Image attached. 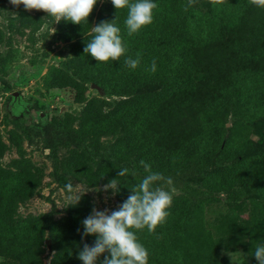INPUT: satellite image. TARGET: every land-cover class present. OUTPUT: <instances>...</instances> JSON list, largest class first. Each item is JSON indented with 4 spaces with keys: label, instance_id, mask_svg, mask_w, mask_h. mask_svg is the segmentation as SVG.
I'll use <instances>...</instances> for the list:
<instances>
[{
    "label": "trees",
    "instance_id": "16d2710c",
    "mask_svg": "<svg viewBox=\"0 0 264 264\" xmlns=\"http://www.w3.org/2000/svg\"><path fill=\"white\" fill-rule=\"evenodd\" d=\"M154 2L153 22L132 36L124 25L127 9L117 13L110 0L102 16L104 21L117 16L126 56L141 54L135 70L124 65L126 56L99 63L84 53L94 36L87 29L95 9L82 25L57 23L71 42L77 79L118 97L107 110L100 99L83 97L77 132L94 144L113 141L101 150L85 141L89 158L75 169L92 186L117 178L120 203L146 175L142 160L153 172L173 178L180 194L170 215L155 232H137L149 264H222L216 252L220 244L244 247L249 264H258L252 253L264 244V152L253 149L250 133L257 132L256 143H264V8L250 0H194L190 6L189 0ZM0 10L13 13L30 31L47 18L44 11H27L10 0H0ZM6 147L0 136V158ZM222 165L231 179L219 170ZM121 168L129 173L118 177ZM56 178L65 188V179ZM39 182L29 166L10 169L0 163V264H44L46 240L53 246L47 264H83L79 252L96 239L81 235L82 220L95 206L92 197L84 193L56 219L46 214L18 220V207ZM233 183L254 187L257 197L248 218L215 211L218 195L232 197Z\"/></svg>",
    "mask_w": 264,
    "mask_h": 264
},
{
    "label": "rangeland",
    "instance_id": "374dc122",
    "mask_svg": "<svg viewBox=\"0 0 264 264\" xmlns=\"http://www.w3.org/2000/svg\"><path fill=\"white\" fill-rule=\"evenodd\" d=\"M110 0H99L88 27L104 21ZM9 11L0 10V136L6 143V150L0 163L10 169L29 166L40 177L33 196L20 204L16 218L21 220L28 215H50L56 219L66 214L70 195L88 193L98 210H116L121 204L111 190L102 191L104 185L92 186L75 164L86 161L89 154L84 142L96 149H102L112 138L92 143L88 137L77 132L78 117L85 101L83 97H95L102 101L104 109H110L116 96H107L91 85L83 84L73 72L71 42L60 34L55 24L43 18L35 31L21 27L17 18ZM10 19H12L10 21ZM66 79V80H65ZM65 80V81H64ZM56 83V85L54 84ZM230 126V120L226 127ZM253 149L264 152V143L258 144L257 132L250 133ZM222 165L224 174H227ZM57 175L72 182L76 188L68 193L60 187ZM225 195L217 196L215 211L236 213L248 218L252 211L250 202L257 195L251 185L233 183ZM180 192L176 190V195ZM217 259L223 264H249L244 247H224L216 245ZM53 246L45 243L44 264H47ZM233 254V255H231Z\"/></svg>",
    "mask_w": 264,
    "mask_h": 264
},
{
    "label": "clouds",
    "instance_id": "9594fccd",
    "mask_svg": "<svg viewBox=\"0 0 264 264\" xmlns=\"http://www.w3.org/2000/svg\"><path fill=\"white\" fill-rule=\"evenodd\" d=\"M99 0H10V3L25 10H37L47 13L55 21H69L82 25L88 22ZM194 0H189V6ZM117 13L127 9L124 25L128 36L138 33L143 27L151 24L154 19L153 10L158 7L154 0H111ZM252 5L264 8V0H250ZM187 10V8H185ZM116 19L102 21L92 26L93 38L84 48V53L100 62L119 61L128 52L127 45L117 26ZM141 63V54L136 58L126 56L124 65L135 70ZM156 71V61H152L149 69ZM146 175L139 183L131 188L127 199L116 210H98L93 207L89 216L82 220L83 232L87 237L95 236L92 245L84 243L78 258L83 264H149V251L140 242L138 231L147 229L155 232L158 225L165 222L170 212L173 198L176 195L173 178L160 172H153L151 165L145 161L140 162ZM129 173L128 168L118 170V177ZM118 179L110 180L104 185L102 191L111 190L113 196L119 192ZM68 193L76 191L72 182L65 185ZM84 194V193H83ZM70 195L68 198L72 205L79 203L82 195ZM233 255V254H231ZM252 255L258 264H264V244H257ZM104 259L100 261V257Z\"/></svg>",
    "mask_w": 264,
    "mask_h": 264
},
{
    "label": "water",
    "instance_id": "95a60500",
    "mask_svg": "<svg viewBox=\"0 0 264 264\" xmlns=\"http://www.w3.org/2000/svg\"><path fill=\"white\" fill-rule=\"evenodd\" d=\"M91 87L95 88L97 91H101L100 87H98L96 84L92 83ZM46 243H49V240H46Z\"/></svg>",
    "mask_w": 264,
    "mask_h": 264
}]
</instances>
